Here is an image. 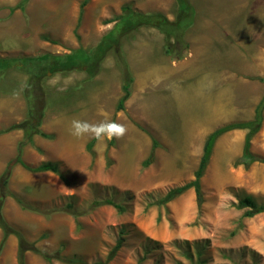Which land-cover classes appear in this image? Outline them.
<instances>
[{
	"label": "rangeland",
	"instance_id": "rangeland-1",
	"mask_svg": "<svg viewBox=\"0 0 264 264\" xmlns=\"http://www.w3.org/2000/svg\"><path fill=\"white\" fill-rule=\"evenodd\" d=\"M84 1L29 0L21 9L23 0H0V58L94 50L124 6L171 22L178 14L176 0H89L81 9ZM190 2L195 16L182 36L185 48L157 28L141 27L120 39L94 76L82 65L52 74L47 58L32 62L47 67L39 79L17 65L0 74V176L21 149L28 165L56 163L67 179L14 166L3 215L39 250H62L60 256L83 264H264V212L249 218L239 208L246 197L264 205V161L240 163L247 130L217 140L201 179L202 206L193 188L159 203L194 181L213 131L253 119L264 100V0ZM169 43L181 60L167 54ZM126 68L133 83L119 110ZM30 98L44 112L37 129L50 138L35 134L30 142L25 130H9L29 119ZM73 119L115 121L127 133L96 141L92 154L93 138L70 134ZM251 150L264 159V110ZM18 249L19 238L11 235L0 264H19ZM26 263L68 264L33 252Z\"/></svg>",
	"mask_w": 264,
	"mask_h": 264
},
{
	"label": "trees",
	"instance_id": "trees-1",
	"mask_svg": "<svg viewBox=\"0 0 264 264\" xmlns=\"http://www.w3.org/2000/svg\"><path fill=\"white\" fill-rule=\"evenodd\" d=\"M29 0H23L21 4L18 5V8L24 9L25 3ZM89 0H85L82 5L81 9H83ZM178 14L176 21L171 22L167 17H165L161 13H154V14H144L142 12H135L131 9L130 6H124L122 8V14L117 18V23L115 27L110 31L101 41V43L91 51H85L82 48H79L72 53L65 55V56H53L51 54H46L44 56L36 57V58H25L22 59L25 62L23 65V61L15 60V59H5L0 58V74L6 72L13 66L17 65L20 69L27 70L30 74H33V78H38L41 74L45 72L47 69L46 66L33 67L31 65L35 59H51V67L48 69L50 73L54 74L56 72H69L72 70L77 69L82 65L83 68H86V71L90 76H94L96 73L100 62L103 58H105L112 50L116 49L118 46L120 39L124 35H128L133 31L141 28V27H154L159 29L166 37L167 42H170L172 37L176 38V42L181 44L182 48L187 47L186 42L183 40L182 36L185 34L186 30L193 25L194 22V8L190 2V0H176ZM83 11H81V16L79 18L78 25L75 29V34L78 39L80 37L77 35V31L79 25L81 23ZM170 44V43H169ZM177 45V44H176ZM177 46L175 45H168L166 47L167 54L171 55L172 57L181 60L183 56L181 55L180 51H177ZM177 53L174 55V53ZM126 75L124 76V84L122 86L123 90V97L119 102L118 109L121 110L124 107L125 101L129 98L131 94V85L133 83V77L130 72L127 70L125 71ZM28 104V120L18 124L13 125L10 127L9 130L15 129H23L26 132L27 139L32 142V138L35 134L41 135L45 138H50L49 135L39 131L37 127L40 125L41 119L44 116L43 108H37V104L34 102L33 99L27 100ZM263 110H264V100L260 101L257 105L255 110L254 118L251 121H246L244 123H234L230 124L221 128L216 129L213 131L208 138L203 147V154L200 160L199 167L195 173L194 181L187 183L186 185L171 190L162 201L159 203L166 204L172 200H174L177 196L181 195L185 191L193 188L196 194L198 206H202L204 202L203 193H202V185L201 179L205 175V172L209 166L213 150L217 140L225 133L232 131V130H247L248 133L245 136L244 146L242 151V156L240 159V163L244 165L246 168L250 167L255 162H262L264 159L256 156L252 153V138L255 134H257L263 122ZM33 121L37 122V125H34ZM8 131V130H7ZM2 132H0L1 134ZM97 140L93 139L88 145L87 149L89 152L93 153V147ZM157 142H154V148L156 149ZM151 158H153V152L150 155V158L145 162L146 165L149 164ZM16 164L22 165L25 169L33 172V173H46L52 172L60 176L63 181H67L66 177L60 171L59 166L56 163L46 162L38 166H30L22 159V152L21 149L18 150V155L15 160L10 161L4 172L0 176V228L3 233L2 240L0 242V257L3 253V250L6 246L7 240L11 235H16L19 238V249H18V262L19 264H27L26 263V254L27 252H33L41 255L46 261L52 263L54 259H59L68 264H83V261L76 257H63L60 256L62 250L57 251L56 253H48L43 252L35 247L34 244L27 242L24 237L17 232L9 223L5 220L3 215V208L5 205L6 198L10 196L9 191V183L13 173L14 166ZM19 204L24 208L27 209V205L18 200ZM107 204H112L111 201H106ZM117 206V205H116ZM121 209L119 206H117ZM239 208H246L248 209L245 213L246 217L252 218L258 214L264 212V205H258L256 201L251 197H246L239 202ZM123 240L120 239L113 249L112 253L108 257V261H111L115 254L121 249Z\"/></svg>",
	"mask_w": 264,
	"mask_h": 264
},
{
	"label": "clouds",
	"instance_id": "clouds-1",
	"mask_svg": "<svg viewBox=\"0 0 264 264\" xmlns=\"http://www.w3.org/2000/svg\"><path fill=\"white\" fill-rule=\"evenodd\" d=\"M188 55H191L189 53ZM100 114H104L103 109L98 110ZM127 133V128L120 123L110 120H102L98 123H89L79 119H73L70 122V134L77 138L90 137L97 141L104 139L112 140L123 138Z\"/></svg>",
	"mask_w": 264,
	"mask_h": 264
},
{
	"label": "crops",
	"instance_id": "crops-1",
	"mask_svg": "<svg viewBox=\"0 0 264 264\" xmlns=\"http://www.w3.org/2000/svg\"><path fill=\"white\" fill-rule=\"evenodd\" d=\"M254 118V117H253ZM252 119H249L248 121H251ZM204 128L207 130L208 129V127H207V125H204ZM208 131V130H207ZM204 136V135H203ZM206 141V140H205ZM31 166V165H30ZM38 166V165H37ZM46 173H52V172H46ZM46 173H44V174H46ZM54 174V173H53Z\"/></svg>",
	"mask_w": 264,
	"mask_h": 264
},
{
	"label": "bare ground",
	"instance_id": "bare-ground-1",
	"mask_svg": "<svg viewBox=\"0 0 264 264\" xmlns=\"http://www.w3.org/2000/svg\"><path fill=\"white\" fill-rule=\"evenodd\" d=\"M246 91V90H245Z\"/></svg>",
	"mask_w": 264,
	"mask_h": 264
}]
</instances>
